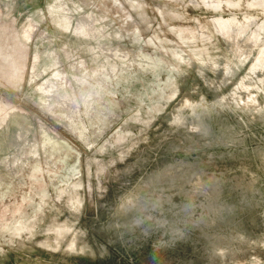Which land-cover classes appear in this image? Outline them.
<instances>
[{
    "label": "rangeland",
    "instance_id": "1",
    "mask_svg": "<svg viewBox=\"0 0 264 264\" xmlns=\"http://www.w3.org/2000/svg\"><path fill=\"white\" fill-rule=\"evenodd\" d=\"M0 264H264V0H0Z\"/></svg>",
    "mask_w": 264,
    "mask_h": 264
}]
</instances>
